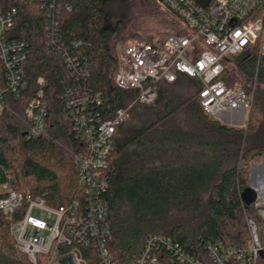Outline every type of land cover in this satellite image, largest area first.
<instances>
[{
	"label": "trees",
	"instance_id": "obj_1",
	"mask_svg": "<svg viewBox=\"0 0 264 264\" xmlns=\"http://www.w3.org/2000/svg\"><path fill=\"white\" fill-rule=\"evenodd\" d=\"M1 1L5 10L17 9L12 37L28 44V58L26 91L20 99L5 93L0 102V199L5 185L43 199L51 207L67 206L78 196L74 155L81 146L67 114L64 92L85 87L100 94L94 111L102 119L113 118L118 108L132 104L138 95L115 84L119 53L111 46L109 0H42L47 6L54 4L56 44L48 37L47 8L38 2ZM170 35L145 42L163 45ZM78 42L75 49L73 44ZM67 49L77 60L74 70L62 58ZM85 60L88 75L82 76ZM228 62L236 68L228 69L226 76L231 83L242 82L249 100L243 126L224 124L208 115L200 104L198 81L178 74L175 82L158 84L154 103L136 102L117 128L104 195L113 236L110 250L116 260L138 257L152 235L169 238L197 256L204 253L203 244L208 241L245 244L244 213L253 211L243 204L241 194L248 188L252 163L264 157V54L253 50ZM39 78L46 82L48 114L43 134L29 137L28 125L21 119L26 101L39 90ZM4 89L0 65V91ZM83 255L89 264H100L90 260L88 252ZM0 264H32L18 250L10 221L1 211Z\"/></svg>",
	"mask_w": 264,
	"mask_h": 264
},
{
	"label": "built area",
	"instance_id": "obj_2",
	"mask_svg": "<svg viewBox=\"0 0 264 264\" xmlns=\"http://www.w3.org/2000/svg\"><path fill=\"white\" fill-rule=\"evenodd\" d=\"M38 2L48 11V35L57 42L53 27L57 22L51 10L54 4ZM162 9L175 15L181 31L171 34L163 45L134 41L118 55L115 84L121 90L137 92V99L120 107L111 119H102L94 105L100 94L85 87L64 92L67 114L79 140L81 150L74 155L78 169V196L67 206L58 208L46 204L30 193L9 190L0 199V211L10 221V233L18 250L32 264H264V181L251 185L257 194L252 215L247 216L248 238L243 245H229L222 240L203 244V254L187 252L179 244L164 236L147 238L138 257L120 262L110 250L113 236L108 222L109 205L105 199L109 183L106 172L115 150L117 128L129 115L130 108L139 102L154 103L158 84L173 83L178 74L196 79L199 100L204 111L216 118L238 110H248L249 100L243 85L231 83L226 76L228 59L257 50L264 54V0H154ZM69 10V7L66 8ZM17 9L5 10L0 0V65L5 75V93L20 99L26 91L24 65L28 58V44L14 39L12 30ZM55 29V28H54ZM80 42L74 43L75 49ZM62 58L70 69L78 67L77 60L62 51ZM81 75H88L86 60ZM45 79L39 78V90L25 104L23 118L28 125L27 135L43 134L48 114L44 100ZM248 206V207H251ZM247 207V206H246ZM39 258L41 260H39Z\"/></svg>",
	"mask_w": 264,
	"mask_h": 264
},
{
	"label": "rangeland",
	"instance_id": "obj_3",
	"mask_svg": "<svg viewBox=\"0 0 264 264\" xmlns=\"http://www.w3.org/2000/svg\"><path fill=\"white\" fill-rule=\"evenodd\" d=\"M107 6V10L110 11L109 26L114 30L111 46L116 54L123 52L134 41L146 43L154 39L162 40L169 34L181 31V23L175 15L160 8L154 0H109ZM227 66L230 70L236 68L232 62H229ZM253 86L257 85L254 83ZM10 112L14 114L12 110ZM235 114L237 116L233 117ZM247 117L248 110H238L230 112L226 118L223 115L216 118L224 124L240 127L245 124ZM23 119H21L22 123ZM261 180L264 181V157L252 163L247 185L251 186ZM247 216L249 213H244L245 223Z\"/></svg>",
	"mask_w": 264,
	"mask_h": 264
},
{
	"label": "water",
	"instance_id": "obj_4",
	"mask_svg": "<svg viewBox=\"0 0 264 264\" xmlns=\"http://www.w3.org/2000/svg\"><path fill=\"white\" fill-rule=\"evenodd\" d=\"M257 199H258V194L256 190L251 186H248V188H246L241 194V200L243 204L247 207L254 204L257 201Z\"/></svg>",
	"mask_w": 264,
	"mask_h": 264
},
{
	"label": "crops",
	"instance_id": "obj_5",
	"mask_svg": "<svg viewBox=\"0 0 264 264\" xmlns=\"http://www.w3.org/2000/svg\"><path fill=\"white\" fill-rule=\"evenodd\" d=\"M228 115L229 114H224L223 116H225V118H226V117H228ZM236 116H237V114L233 115V117H236ZM238 116H240V114H238Z\"/></svg>",
	"mask_w": 264,
	"mask_h": 264
}]
</instances>
